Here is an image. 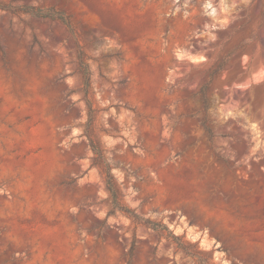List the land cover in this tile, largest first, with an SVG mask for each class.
I'll use <instances>...</instances> for the list:
<instances>
[{
  "label": "rangeland",
  "instance_id": "rangeland-1",
  "mask_svg": "<svg viewBox=\"0 0 264 264\" xmlns=\"http://www.w3.org/2000/svg\"><path fill=\"white\" fill-rule=\"evenodd\" d=\"M0 264H264V0H0Z\"/></svg>",
  "mask_w": 264,
  "mask_h": 264
},
{
  "label": "trees",
  "instance_id": "trees-1",
  "mask_svg": "<svg viewBox=\"0 0 264 264\" xmlns=\"http://www.w3.org/2000/svg\"><path fill=\"white\" fill-rule=\"evenodd\" d=\"M86 73H87V71H86ZM111 189L114 190V188L112 186H111Z\"/></svg>",
  "mask_w": 264,
  "mask_h": 264
}]
</instances>
